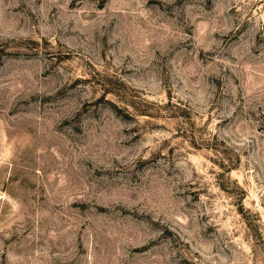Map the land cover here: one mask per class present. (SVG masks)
I'll list each match as a JSON object with an SVG mask.
<instances>
[{
	"label": "rangeland",
	"instance_id": "rangeland-1",
	"mask_svg": "<svg viewBox=\"0 0 264 264\" xmlns=\"http://www.w3.org/2000/svg\"><path fill=\"white\" fill-rule=\"evenodd\" d=\"M0 264H264V0H0Z\"/></svg>",
	"mask_w": 264,
	"mask_h": 264
},
{
	"label": "trees",
	"instance_id": "trees-1",
	"mask_svg": "<svg viewBox=\"0 0 264 264\" xmlns=\"http://www.w3.org/2000/svg\"><path fill=\"white\" fill-rule=\"evenodd\" d=\"M116 108V107H115Z\"/></svg>",
	"mask_w": 264,
	"mask_h": 264
}]
</instances>
